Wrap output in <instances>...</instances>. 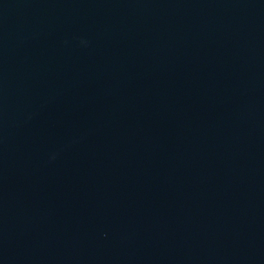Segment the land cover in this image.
I'll return each mask as SVG.
<instances>
[{
  "label": "water",
  "instance_id": "water-1",
  "mask_svg": "<svg viewBox=\"0 0 264 264\" xmlns=\"http://www.w3.org/2000/svg\"><path fill=\"white\" fill-rule=\"evenodd\" d=\"M0 264H264V0H0Z\"/></svg>",
  "mask_w": 264,
  "mask_h": 264
}]
</instances>
